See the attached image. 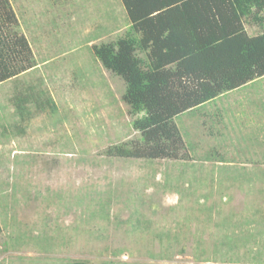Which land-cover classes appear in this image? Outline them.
Instances as JSON below:
<instances>
[{"label":"rangeland","instance_id":"1","mask_svg":"<svg viewBox=\"0 0 264 264\" xmlns=\"http://www.w3.org/2000/svg\"><path fill=\"white\" fill-rule=\"evenodd\" d=\"M8 1L34 66L0 83V264H264V78L175 118L185 159L110 158L140 137L92 51L121 0Z\"/></svg>","mask_w":264,"mask_h":264},{"label":"trees","instance_id":"2","mask_svg":"<svg viewBox=\"0 0 264 264\" xmlns=\"http://www.w3.org/2000/svg\"><path fill=\"white\" fill-rule=\"evenodd\" d=\"M121 2L128 31L92 51L106 70L124 80L122 99L140 137L113 145L106 154L185 159L181 151L189 144L175 118L264 78V0ZM17 23L10 2L0 0V83L34 66L25 36L9 30ZM249 24L262 32L249 34ZM28 100L22 98L24 104ZM41 100L35 102L44 110Z\"/></svg>","mask_w":264,"mask_h":264}]
</instances>
